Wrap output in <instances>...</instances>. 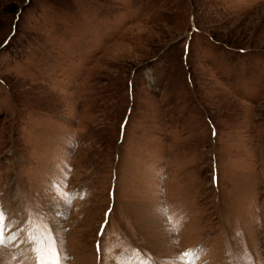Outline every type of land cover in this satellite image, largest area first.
I'll list each match as a JSON object with an SVG mask.
<instances>
[{"label": "rangeland", "instance_id": "1", "mask_svg": "<svg viewBox=\"0 0 264 264\" xmlns=\"http://www.w3.org/2000/svg\"><path fill=\"white\" fill-rule=\"evenodd\" d=\"M0 212V264H264V0H0Z\"/></svg>", "mask_w": 264, "mask_h": 264}, {"label": "snow or ice", "instance_id": "2", "mask_svg": "<svg viewBox=\"0 0 264 264\" xmlns=\"http://www.w3.org/2000/svg\"><path fill=\"white\" fill-rule=\"evenodd\" d=\"M123 130V125H122ZM215 130H213V136H215ZM111 195V193H110ZM112 211L111 206L109 207L108 212L105 213V224L108 222L109 215ZM6 223V214L3 212H0V244L3 243L5 230L7 228ZM105 229V225H101V231L97 233V235H103ZM49 232L52 234L53 243L51 246L44 243L43 237H41L39 240H33L31 241V245L33 246V252H34V258L36 261V264H64V259L59 255V243L56 239L54 230H52L49 227ZM98 253L100 251L99 245H98ZM183 256L189 255V253H183ZM180 264H184L183 261L180 262Z\"/></svg>", "mask_w": 264, "mask_h": 264}]
</instances>
